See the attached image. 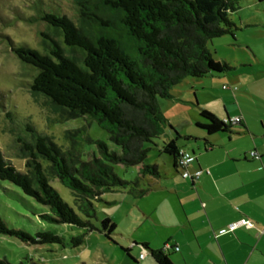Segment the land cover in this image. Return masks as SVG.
Segmentation results:
<instances>
[{
  "label": "trees",
  "instance_id": "16d2710c",
  "mask_svg": "<svg viewBox=\"0 0 264 264\" xmlns=\"http://www.w3.org/2000/svg\"><path fill=\"white\" fill-rule=\"evenodd\" d=\"M77 22L60 11L35 6L27 22L43 23L41 49L6 38L9 51L33 75L29 92L46 103L85 118L106 132L111 148L94 140L84 128L66 132L69 146L62 150L29 121L20 123L17 138L18 159L24 161L20 172L5 159L0 148V181L16 186L44 212L37 214L49 225L69 226L84 233L65 240L51 231L33 234L10 227L0 215V235L30 246L47 244L78 248L88 234L96 231L113 242L116 224L104 217L97 228L95 204L103 195L128 190L141 198L140 178H159L157 166L145 163L150 151L167 128L175 139L160 152L178 168V134L159 106V99L174 100L172 91L185 80L230 73L233 68L212 58L207 44L225 35L235 38L237 27L231 14L240 0H74ZM1 109L3 107L1 106ZM197 127L212 136L229 132L224 123L202 109ZM84 143L96 152L82 160ZM186 151V150H185ZM116 167L137 171L132 181L121 179ZM133 169V170H132ZM133 173V172H132ZM135 176V175H134ZM68 189L73 207L65 202L52 181ZM157 264H172L163 250L142 245ZM176 250L171 248L169 250ZM168 250V251H169ZM149 251V252H148ZM130 253V250H126ZM0 264H9L0 259ZM33 264V263H31Z\"/></svg>",
  "mask_w": 264,
  "mask_h": 264
},
{
  "label": "rangeland",
  "instance_id": "374dc122",
  "mask_svg": "<svg viewBox=\"0 0 264 264\" xmlns=\"http://www.w3.org/2000/svg\"><path fill=\"white\" fill-rule=\"evenodd\" d=\"M259 1L240 0L239 9L231 14V19L237 27L235 38L225 35L207 44L215 61L226 63L232 68L235 59L245 60L247 58L249 49L253 52L264 53V26H255L256 21L253 18V15H257L258 22L264 23V1ZM39 2L41 8L47 7L60 11L74 23L77 22V7L74 0H0V148L5 159L20 172H25L24 161L18 159L19 144L17 143V138L21 135L20 123L23 121L31 122L40 132L52 138V142L62 150L69 146L65 138L66 132L82 128L92 139L101 140L114 148L109 143L107 133L99 129L95 123L88 125L85 118L65 109L53 107L47 104L43 97L33 96L29 92L27 83L33 72L25 68L9 51L5 40L8 38L34 49H41L40 40L43 39L39 34L47 32L44 24L41 22L32 24L26 21L34 15L35 6L39 5ZM228 74L231 72L221 74L225 76L222 81L215 79L218 75L207 76L199 80L189 78L172 91L173 96L174 92H179L180 97L177 96L174 100L159 99L160 109L171 126L183 125V121L191 120L190 115L196 110L198 99L202 102H212L210 97L220 95L223 92V85L229 86L230 81L226 80L229 77ZM226 94L227 92H224L222 95ZM169 134H172V130L167 128L163 136L155 140L157 146L145 145L150 149L145 163L157 166L161 176L167 174V169L172 168L171 163L167 161L171 160L170 157L160 153L162 146L169 142L166 137ZM94 152H96L94 145L84 143L81 159H89ZM115 172L126 181H132L137 176L136 170L125 173L121 167H116ZM169 173L170 170H168V175ZM172 176L162 178L160 191L150 193L144 199H134L128 190L103 195L102 202L95 204L96 220L93 223L99 228L104 217H111L117 225L112 237L113 242L96 231L88 234L83 245L78 248H62L55 244L30 246L15 238L0 235V259L9 264H102L104 255L108 256V253L114 249L116 252L126 245L131 247L133 243L153 241L154 226L159 229L165 228L164 223L168 220L166 216L170 217L165 210V205L160 206L158 203L164 202L168 196L166 193L167 179H181V177ZM150 178L149 176L145 179L140 178L141 188L139 189L151 190L153 185H150L151 182L148 181ZM51 185L65 202L74 206L73 197L68 189L57 180L52 181ZM134 200L136 211H133L135 213L129 219L126 213ZM155 206L157 213L154 217L157 222L144 220L140 209L149 212ZM44 209L25 196L13 184L0 181V215L10 227L23 229L30 234L36 231H51L65 240L84 233L83 230L77 228L41 222L37 214L44 212ZM136 247L139 248V246Z\"/></svg>",
  "mask_w": 264,
  "mask_h": 264
},
{
  "label": "crops",
  "instance_id": "0c3cea01",
  "mask_svg": "<svg viewBox=\"0 0 264 264\" xmlns=\"http://www.w3.org/2000/svg\"><path fill=\"white\" fill-rule=\"evenodd\" d=\"M253 18L255 26H264L257 15ZM232 68L226 78L230 87L224 89L223 85L220 95L210 97L212 102L198 99L191 120L173 125L180 136L188 138L178 140V149L195 156L188 171L201 170L202 175L197 181L183 179L173 160H167L172 168L159 178L151 177L148 181L152 189L138 198L160 191V180L165 176L181 177L167 179L168 196L158 203L164 204L170 215L166 216L165 228L154 226L153 241L126 245L116 252L114 249L104 255L102 264H157L148 253L140 258L145 252L142 245L153 251L166 246L177 249L165 252L172 264H264V53L249 49L247 58L235 59ZM224 77L215 79L222 81ZM224 92L227 94L222 95ZM178 94L174 92V98ZM202 109L222 121L241 118V123L231 124L229 132L209 136L197 127L202 123L199 117ZM169 135H166L169 142L175 139L173 132ZM251 151L259 154L260 159H251ZM134 202L126 213L129 219L136 211ZM140 212L144 220L157 222L156 206L149 212L143 209ZM242 219L252 222L255 228L241 227L224 233L229 225Z\"/></svg>",
  "mask_w": 264,
  "mask_h": 264
},
{
  "label": "built area",
  "instance_id": "2783aa9c",
  "mask_svg": "<svg viewBox=\"0 0 264 264\" xmlns=\"http://www.w3.org/2000/svg\"><path fill=\"white\" fill-rule=\"evenodd\" d=\"M224 89H226V87H224ZM223 122L224 123H230V124H240L241 118H235L233 120L225 119V120H223ZM249 156L253 160H259L260 159V155L257 154L255 151L249 152ZM194 161H195V156L193 154H191L190 152L185 151V150H181L179 152L178 168L181 171V175H182L183 179H189L191 181H197L200 178V176L202 175L203 172L201 170L195 171L194 173H190L188 171V168L193 164ZM241 227H243L247 230L255 228V226L252 222H250L249 220H246V219H242V220H239L238 222H235V223L229 225L226 228V230L224 231V233L233 232L234 230L241 228ZM169 249H170L169 246L165 247V251H168ZM145 254H146V252L142 253L140 255V258L141 259L144 258Z\"/></svg>",
  "mask_w": 264,
  "mask_h": 264
}]
</instances>
